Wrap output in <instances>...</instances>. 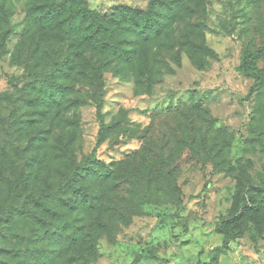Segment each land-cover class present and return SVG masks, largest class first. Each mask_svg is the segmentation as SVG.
<instances>
[{
	"label": "rangeland",
	"instance_id": "obj_1",
	"mask_svg": "<svg viewBox=\"0 0 264 264\" xmlns=\"http://www.w3.org/2000/svg\"><path fill=\"white\" fill-rule=\"evenodd\" d=\"M28 2L0 0V264H264V101L256 111L255 81L238 70L246 48L264 47V0H86L106 13L152 2L178 13L161 18L163 31L141 51L140 65L95 58L94 68L67 80L74 90L60 109L37 105L26 87L30 69L65 54L69 43L62 29L45 40L42 29L26 30ZM197 104L232 134L221 154L226 171L181 142L184 113ZM91 155L119 173L103 184L102 205L113 213L100 206L69 214L82 229L79 246L68 244L70 231L56 245L39 223L44 213L12 217L9 183L31 176L38 192L51 189ZM84 183L95 189L94 179ZM124 183L140 196L125 186L112 191ZM144 194L151 204L138 200Z\"/></svg>",
	"mask_w": 264,
	"mask_h": 264
},
{
	"label": "trees",
	"instance_id": "obj_2",
	"mask_svg": "<svg viewBox=\"0 0 264 264\" xmlns=\"http://www.w3.org/2000/svg\"><path fill=\"white\" fill-rule=\"evenodd\" d=\"M167 9H171V6H167ZM177 13L174 11L169 16L168 10L157 9L153 2L145 10L125 6L113 13H106L90 8L86 0H29L27 5L28 28L26 30L42 29L39 36L45 40L46 32L62 29L64 39L69 45L65 54L62 52L53 54L50 59L41 62L40 69H36V67L30 69L26 87L28 94L36 93L38 96L35 102L45 109H60L67 101V95L74 90L66 85L67 80L77 76L80 70L94 68L95 58L97 61L103 59L104 64L118 61L128 67L140 65L141 59L143 60L141 51L147 54L148 46L155 43L163 31L161 18H173ZM145 56L147 57V55ZM155 57L156 54L151 58L155 59ZM263 59L264 47L254 49L248 47L245 49L238 67L242 74L255 81L258 97L256 111H261L260 107L263 106L264 101V68L258 65V62ZM89 66L92 67L88 68ZM204 67V64L199 63L200 69ZM145 72L141 71L142 74ZM253 93L252 89L250 94ZM184 116L185 120L179 125L183 146L194 153L203 151L204 154L211 155V160L218 166L219 171L228 170L226 159L221 158L223 150L228 147L229 136L232 137L227 127L216 126L217 119L209 117L208 108L202 107L200 104L189 107ZM187 117L192 120L190 119L189 122L186 120ZM108 129L109 126H104L101 140ZM165 143L161 148L164 151ZM40 161H43V157ZM38 162L34 161L35 166ZM101 167L102 162L91 155L81 163L72 164L63 170L62 177L51 189L44 188L39 192L36 189L37 178L31 176L26 177L25 175V179L9 183L15 193L13 202H16L12 217L21 213L27 214L28 211L34 215L44 213L45 217H41L39 223L45 227L47 234L53 237L57 236L56 245L60 244L63 233L70 231L71 236L68 244L79 246L84 238L82 229L68 218L73 210L82 208L93 212L100 210L101 206V210L113 213V209H106L102 205L105 197L103 184L113 182L117 178L119 170ZM152 173L153 171L150 169L148 176L151 177ZM91 179L96 181L93 191L89 190L84 183ZM168 182L171 192L177 196L176 180H168ZM128 184L135 186L133 183ZM128 184L115 185L112 191L125 186V190L132 192V198H138L140 195L136 194L135 189H126ZM25 194H27L26 199L20 205L21 197H24ZM177 198L180 200V196ZM138 200H142L141 204L153 202V198L149 194H144V198ZM78 204L79 206L75 207ZM63 209L67 210L63 211ZM114 214L122 216L118 213ZM223 231L228 235L224 243L227 246L231 237L230 230L224 226ZM54 252L55 247H48L44 251V256L50 257ZM11 256L16 257L18 253L12 251ZM3 264L11 263L8 260Z\"/></svg>",
	"mask_w": 264,
	"mask_h": 264
}]
</instances>
